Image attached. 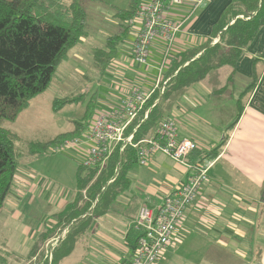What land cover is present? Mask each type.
<instances>
[{
  "label": "crops",
  "instance_id": "obj_1",
  "mask_svg": "<svg viewBox=\"0 0 264 264\" xmlns=\"http://www.w3.org/2000/svg\"><path fill=\"white\" fill-rule=\"evenodd\" d=\"M148 1L142 0L140 6ZM195 1L186 0L171 11L174 19L183 21V26L163 71L165 75L174 56L201 48L208 42L213 26L232 0H204L191 14ZM129 5L120 10H127ZM84 7L87 9L85 4ZM129 20L123 22L113 10L108 23L114 34L89 24L87 36L75 46L89 40L88 48L94 56L101 51V65L98 62L97 66L95 62L92 65L100 66V69L95 67L96 72L110 80V99L99 102L101 107L94 111L93 117L99 112L111 114L132 88L150 90L155 83L165 44L156 41L148 65L140 66L133 56L139 26H131ZM119 35L124 37L117 44L116 52L108 56L109 38ZM96 36L106 37L104 47H95ZM75 47L68 53L65 61L68 65ZM82 49L85 48L75 50L78 57ZM230 72L229 68H222L208 80L165 100L162 121L174 119L179 137L198 144L197 154H191L190 159L212 151H216V156L206 159L214 161L208 179L178 227L176 244L165 253L163 263L158 264H182L176 250L190 241L196 248L209 247L205 252L210 264H264V27L239 58L232 80H228ZM146 112L149 113L146 110L144 118ZM17 177L11 194L19 204L12 200L10 204H16L19 210L6 209L9 196L0 214V217L6 215L12 224L20 222L17 230L10 231L12 239L9 243L6 241L5 251H13L17 258L26 251L31 258L38 247L56 244L68 232L67 228L59 229L57 238L54 234L44 239L58 224L55 214L75 200L77 186L61 192L51 186L37 185L33 193L30 191L33 184L27 183L20 174ZM189 177L190 170L161 154L153 155L145 166L134 165L128 174L129 187L105 215L93 220L72 253L59 264H120L126 260L135 246L134 225L139 208L143 205L157 208L166 195L186 183ZM35 202L36 208H32ZM22 203H27L29 208L22 211ZM49 211L52 219L46 215ZM27 216H36L35 222L30 223Z\"/></svg>",
  "mask_w": 264,
  "mask_h": 264
},
{
  "label": "trees",
  "instance_id": "obj_2",
  "mask_svg": "<svg viewBox=\"0 0 264 264\" xmlns=\"http://www.w3.org/2000/svg\"><path fill=\"white\" fill-rule=\"evenodd\" d=\"M141 1L131 0L129 8L117 10L116 16L123 22L134 18ZM88 21L89 13L79 0H72L70 4L64 0H0V214L13 191L19 167L18 137L4 123L14 122L28 109L32 99L50 87L60 64L68 60L70 49L87 36ZM263 27L264 0H232L203 47L174 56L165 75L168 80L165 93L163 96L154 94L127 130L128 134L136 130L134 142L148 138L157 130L164 116L166 99L208 80L222 68L231 70L228 80H232L239 58ZM123 37L109 38L108 56L116 52ZM214 39L217 42L214 43ZM101 56L99 54V61ZM70 102L68 98L56 100L54 108L60 109ZM146 110L149 113L144 118ZM92 117L86 124H75V129L69 133L59 134L44 143H30L31 151H50L55 145L79 136L89 128ZM193 154H197V150ZM215 156L216 151L201 153L190 162L200 165ZM138 163L137 150L131 146H126L123 152L116 150L107 168L101 171L79 163L76 198L55 214L58 224L44 235L47 240L59 229H68L52 251V264L68 257L93 220L108 212L129 187V171ZM137 239L136 234L135 244ZM0 261V264L5 263L2 256Z\"/></svg>",
  "mask_w": 264,
  "mask_h": 264
},
{
  "label": "built area",
  "instance_id": "obj_3",
  "mask_svg": "<svg viewBox=\"0 0 264 264\" xmlns=\"http://www.w3.org/2000/svg\"><path fill=\"white\" fill-rule=\"evenodd\" d=\"M185 2L186 0H149L129 20L131 26H139L133 44V56L138 64L148 65L151 48L156 41L161 40L165 44L166 49L161 65L157 68L153 87L150 90L132 88L121 106L113 109L111 114L97 113L86 131L50 150L57 153L70 149L80 156V163L85 168L101 171L116 150L121 149L123 152L126 146H131L137 150L138 161L142 166L147 165L153 155L161 154L190 170L189 180L166 195L157 208L146 205L139 208L134 225L138 235L137 243L120 264H158L161 261L168 249L176 244L177 229L186 211L197 199L208 179V172L214 165V161L210 160L200 165L190 162V156L198 149V144L194 140L179 137L178 125L174 119L163 120L154 135L139 142H134L136 130L127 133L152 96L156 93L163 96L166 91L168 80L163 71L183 26V21L174 19L171 11ZM203 2L204 0H196L191 14ZM147 116L148 112L145 118ZM113 181L114 179L110 183Z\"/></svg>",
  "mask_w": 264,
  "mask_h": 264
},
{
  "label": "rangeland",
  "instance_id": "obj_4",
  "mask_svg": "<svg viewBox=\"0 0 264 264\" xmlns=\"http://www.w3.org/2000/svg\"><path fill=\"white\" fill-rule=\"evenodd\" d=\"M64 1L66 4L72 2V0ZM79 1L87 7L89 13L88 24L93 28H100L104 32L107 31L109 33L113 32L108 23L111 20L113 10L117 11L127 8L130 3V0ZM105 39L106 37L104 36L101 38L96 36L95 47H104ZM89 42V40L84 41L82 45L75 47L71 51L70 64L68 65L66 62L60 64L50 87L32 99L28 109L24 110L14 122L4 123V126L18 137L16 141L17 159L19 162L17 175L19 177L20 174L23 177L22 179L26 180L27 183L33 184L30 188V191L33 193H36L37 185L41 187L44 185L51 186V189L55 188L56 190H61V192L65 189L73 190L76 186V172L79 169L81 158L70 149L57 153H53L52 151L33 152L29 144L47 142L59 134L73 131L77 123L86 124L94 114V111L100 109L101 101L110 99V80L101 76V73L95 70L96 68L100 69V66H96L97 62L101 65L99 61V54H101L99 52L101 51L96 49L95 51L98 52H95L94 56L93 50L90 47L88 48ZM77 48H85L79 52L80 57L76 54L77 51L75 50ZM93 62H95L96 66L92 65ZM65 98H68L71 102L61 106L60 109H55V101ZM108 164L103 169H106ZM11 200L14 203H18L14 195L11 194L6 209H17L15 208L16 204H13V206L10 204ZM28 208L27 203H22V211ZM32 208H36V202ZM46 215H49L48 217L52 219L51 211L49 213L46 212ZM27 218L28 220L30 219V223H33L36 216H27ZM7 219L6 215L0 217V256L7 262L6 264H46L47 261L52 264V251L58 243L38 247V250L33 255L31 254V258H29L30 256L28 257L29 253L25 254L26 251H23L25 253L21 258H17V254L12 253L13 251L11 252L12 254L6 252L5 243L6 241L9 243L10 239H12L10 231L12 229L17 230L20 225V222L12 224ZM181 235L184 237L183 232H181ZM54 236L57 238L59 235L55 234ZM25 238H28V236ZM189 240H192V238ZM205 248H196L190 241L179 247L176 251H178L177 254L183 262L182 264H210V261L207 260L208 254L207 251L205 252ZM164 257L165 254L162 258ZM160 262L163 263V261Z\"/></svg>",
  "mask_w": 264,
  "mask_h": 264
}]
</instances>
